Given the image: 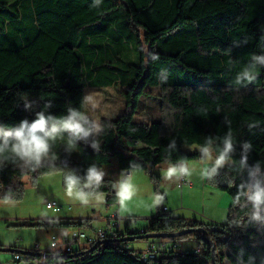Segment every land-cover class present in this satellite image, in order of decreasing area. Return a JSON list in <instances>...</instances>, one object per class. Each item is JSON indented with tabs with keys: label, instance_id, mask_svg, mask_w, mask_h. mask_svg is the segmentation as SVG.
<instances>
[{
	"label": "trees",
	"instance_id": "obj_1",
	"mask_svg": "<svg viewBox=\"0 0 264 264\" xmlns=\"http://www.w3.org/2000/svg\"><path fill=\"white\" fill-rule=\"evenodd\" d=\"M93 5L94 0H0V125L31 121L41 110L55 116L66 115L69 106L83 111L85 81L111 86L125 72L132 76L120 89L123 108L114 117L99 119V152L83 141L66 151L65 134L53 142L51 164L34 172L18 167L10 150L0 154V201L21 194L24 176L62 170L65 180L67 169L83 176L90 165L99 168L116 158L118 172L143 170L150 176L159 205L146 232L209 230L217 224L173 216L163 209L165 197L155 169L202 159L198 150L186 146L211 143L214 156L218 155L223 138L231 132L235 145L231 162L207 178L232 199L227 220L220 224L225 234L209 231L203 238L200 232H188L167 238L177 247L158 250L153 259L144 261L139 258L142 251L128 247V242L150 240L152 245L161 238L121 240L125 233H139L129 229L128 221L124 229L114 231L115 238L101 241L91 251L87 252L92 245L84 251L74 246L72 252H50L44 264H223L224 259L238 264L241 250L244 264H249V257L262 264L264 223L251 222L250 205L234 204V199L246 176L240 167V144L252 145L250 165L259 161L264 166V67H255L251 83L234 82L252 55L264 50V0H101L99 6ZM123 47L133 50L136 59L121 72L113 60L126 51ZM25 95L34 102L32 111L24 109ZM142 97L157 103L158 117H136ZM46 104L51 107L45 109ZM252 123L256 126L249 129ZM173 139L176 149L169 152ZM115 182L104 177L98 189L89 191L105 193L107 204L117 203ZM30 223L88 225L82 220ZM184 240H193L196 247L178 250V242ZM0 250L11 251L14 260L26 263L40 256L13 247ZM15 253L22 259H15Z\"/></svg>",
	"mask_w": 264,
	"mask_h": 264
},
{
	"label": "rangeland",
	"instance_id": "obj_2",
	"mask_svg": "<svg viewBox=\"0 0 264 264\" xmlns=\"http://www.w3.org/2000/svg\"><path fill=\"white\" fill-rule=\"evenodd\" d=\"M135 55L134 51L129 48L119 53L113 62L123 72L127 69L126 66L136 59ZM127 73L125 72L123 76H119L122 82L117 80L111 86H92L85 81L83 89L84 113L97 122H99L102 116H116L124 106V99L120 89L123 88L125 82H127L126 80L132 77L130 73ZM153 92L156 93L155 90ZM158 115L159 107L157 103L153 99L142 97L141 107L136 117L143 120H150L151 118L158 117ZM191 147L186 146L185 149L190 150ZM203 161L209 165L207 160ZM99 169L105 173L104 177H111L116 181L121 179L117 177L118 169L116 158H112L110 163L99 167ZM166 169L167 166L162 165L160 168H156L155 172L165 178ZM139 173L145 177V181L151 182L148 173L143 170ZM143 176L140 177V180L143 179ZM22 183L24 188L17 198L8 202L0 201V246L4 248L32 249L35 245H39L40 248H45L49 246L51 233L59 236L61 231L67 230L66 232L69 234L70 230L72 231L73 229H79V231L85 232L87 236L95 237V233L99 228H105L107 226V218L114 211H117L122 220L121 230L124 229L125 223L128 221L131 222L130 225L132 227L142 226L150 216L155 214L157 206L159 205L158 197L151 190L149 193L145 191L141 193L142 197H139L137 194V198L133 200L128 199L121 203L118 199L117 203L114 204L106 203L105 193L96 192L89 197V202L84 204L75 194L72 196L68 195L62 170H52L48 173L37 174L36 176H24ZM163 185L170 187L171 180L162 181ZM170 189H173V187H170ZM177 189H179V186H177ZM194 193L193 196H190L191 194L188 195L186 201L195 206H199L198 209H194L195 211L202 214L200 212V205H202L201 197L204 195V205L207 212L213 213L215 211L219 216L217 220L219 224L226 222L231 197L225 191L220 190V192L213 193L209 188L199 191L195 190ZM218 193L220 194L218 195ZM168 196L169 200H173L176 198V192L168 191ZM46 200H55L62 206L61 210L54 211L51 208H47L45 205ZM33 219H43L51 223L82 220L84 222L88 221V225L82 227H66L56 224L45 226L31 224L30 221ZM154 243L158 244V240L155 239ZM178 244V250L194 249L196 247V242L193 240L179 241ZM74 246L76 247L77 245L74 244ZM223 252L225 253V250ZM25 263L23 260H14L11 251L0 250V264ZM223 264H228V262L224 259Z\"/></svg>",
	"mask_w": 264,
	"mask_h": 264
},
{
	"label": "clouds",
	"instance_id": "obj_3",
	"mask_svg": "<svg viewBox=\"0 0 264 264\" xmlns=\"http://www.w3.org/2000/svg\"><path fill=\"white\" fill-rule=\"evenodd\" d=\"M101 0H94L93 6H99ZM235 46H239L234 42ZM230 51V49H229ZM156 57H154L155 59ZM264 67V50L259 54H253L251 63L245 66L235 77V85L243 86L245 82L251 83L256 79L254 69L256 66ZM166 79V76L163 78ZM25 111H32L33 101L27 96H22ZM45 109L51 107L46 104ZM230 125V121L225 120ZM255 123L249 124V129L255 127ZM100 124L90 118L78 108L69 106L66 115L55 116L45 110L37 111L35 118L31 121L27 118L21 120L17 125L6 127L0 125V154L10 150L22 170L36 171L45 164H51L50 153L53 142L57 137H68L66 151L72 149L83 141L96 151H100V143L96 137L101 133ZM222 149L218 155L213 156L211 143L205 144L200 149L201 158L209 162V167L204 169L202 176L211 179L218 175L219 171L231 162L235 153V145L231 132L227 133L222 140ZM240 167L246 174L238 187V194L234 199V204H241L251 207L249 220L256 223H264V171L259 161L249 164L248 155L252 150L250 142L240 144ZM176 149V141L173 139L169 145V152ZM3 162H0L2 167ZM54 166V165H53ZM66 168V166H64ZM67 169V168H66ZM190 169L183 163L169 164L165 171V178L171 180L173 177L189 176ZM105 173L95 165H90L83 176L76 174L73 170L66 171L65 182L69 196H75L82 203L87 204L89 197L94 193L91 189H98ZM121 179L115 182L112 187L115 189L117 198L121 203L135 195V187L131 182L130 174L121 172ZM255 258L249 257V264H254ZM238 264H244L243 250L238 254ZM264 264V258H262Z\"/></svg>",
	"mask_w": 264,
	"mask_h": 264
},
{
	"label": "crops",
	"instance_id": "obj_4",
	"mask_svg": "<svg viewBox=\"0 0 264 264\" xmlns=\"http://www.w3.org/2000/svg\"><path fill=\"white\" fill-rule=\"evenodd\" d=\"M200 149H201L200 147H197L194 145L191 147L190 151L198 150L200 152ZM200 154H201V152H200ZM202 161H203V159H197V160H191L188 162H183L188 166L191 174L189 176H184V177H179V178L173 177L171 179V186H170V187H173V189H170V187H168V186L167 187L164 185L162 186V181L168 180V179H165V178L160 176L161 179L159 181V188H160L162 195L165 197V202L162 204V206L163 205L167 206V208H168L167 210L173 216H180V217L195 219V220H197L201 223H204V224L211 223V224L220 225L217 222V220L219 219L218 214L215 211L213 213L207 212L205 205H204L205 204L204 195H202V197H201V204L202 205H200V212L203 215L200 214L198 211L194 210V209H198L199 206H195L194 204L186 201V197L190 194H191L190 196H193L195 194L194 193L195 190L199 191V190H204V189L210 188L213 193L220 192V189L211 185L207 181V178H204L202 176L203 170L209 167V165L205 164L204 161L203 162ZM122 171L127 173V174H130L131 182L135 187V195H133L129 200H133V199L137 198L138 195H139V197H142L141 193H144V191L147 193H149L150 190H151V192L153 191L152 190V182L145 181V179H144L145 177L139 173L141 170H127V169L119 170V172L117 173V175H118L117 177L122 178L121 177ZM141 176H143L142 180H140ZM144 182H146V183H144ZM165 182H167V181H165ZM177 186H179V189H177ZM168 191L169 192L171 191L173 193L176 192V198H174L173 200H169ZM136 192H138V193H136ZM219 194L220 193H218V195ZM156 201H157V199H156ZM231 201H232V199H231ZM150 217L147 219V221H145V224L142 226L132 227L130 225L131 222L129 221L128 222L129 223L128 224L129 229L134 230V231L145 230L148 226ZM205 221H206V223H205ZM207 221H209V222H207ZM121 222H122V220L120 218V228L122 225ZM125 225H126V223H125ZM66 231H61L59 236L60 235H67L68 232H66ZM51 235H55V234L51 233ZM149 242H150V240L130 241V242H128L127 246L132 248V249H135L137 251H143L147 248ZM77 247L80 248L81 251H84L89 246L84 244L83 241H80ZM77 247H75V248H77ZM25 264H35V263H34V261H30V262H27Z\"/></svg>",
	"mask_w": 264,
	"mask_h": 264
},
{
	"label": "built area",
	"instance_id": "obj_5",
	"mask_svg": "<svg viewBox=\"0 0 264 264\" xmlns=\"http://www.w3.org/2000/svg\"><path fill=\"white\" fill-rule=\"evenodd\" d=\"M45 205L47 208H51L54 211H59L62 208V206L55 200H46ZM163 209L166 210L167 207L163 206ZM117 229H120V217L117 211H114L107 218V226L105 228H99L95 233V237L87 236L85 232H81L79 229H73L67 235H51L48 247L40 248L39 245H35L29 250L40 254L39 258L34 261L35 264H44L46 261V255L50 252H72L74 244L78 246L80 241H83L87 246H95L101 241L115 238L116 234L114 231ZM171 247L176 248L177 243H174L169 239H160L158 240V244L154 243L148 245L144 251L139 253V258L144 261L151 260L157 255L158 250L170 249ZM195 252H198V249H195ZM22 257L23 255L21 253L14 254L15 259H22Z\"/></svg>",
	"mask_w": 264,
	"mask_h": 264
},
{
	"label": "water",
	"instance_id": "obj_6",
	"mask_svg": "<svg viewBox=\"0 0 264 264\" xmlns=\"http://www.w3.org/2000/svg\"><path fill=\"white\" fill-rule=\"evenodd\" d=\"M209 231H220L222 233H226V231L222 228L221 225H216V226H212L210 227V229H206L204 227H190V228H186L177 232H172V233H168V232H162V233H154V232H146L145 230L142 231H138L139 233L137 234H130V233H125L124 236L121 237V240L124 241H130V240H135V239H142V238H161V239H166V238H172V237H178L180 235H184L187 234L188 232H200L202 233V237L206 238ZM94 246H92L91 248H89L87 250V252L91 251L93 249ZM24 254L25 253H36L34 251H31L29 249H23L21 250ZM212 252H213V246H212Z\"/></svg>",
	"mask_w": 264,
	"mask_h": 264
}]
</instances>
